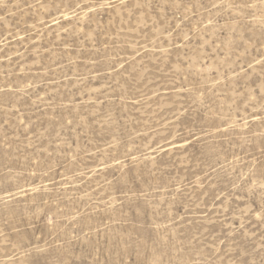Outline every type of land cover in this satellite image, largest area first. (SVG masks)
Masks as SVG:
<instances>
[{"label":"rangeland","instance_id":"374dc122","mask_svg":"<svg viewBox=\"0 0 264 264\" xmlns=\"http://www.w3.org/2000/svg\"><path fill=\"white\" fill-rule=\"evenodd\" d=\"M0 264H264V0H0Z\"/></svg>","mask_w":264,"mask_h":264}]
</instances>
